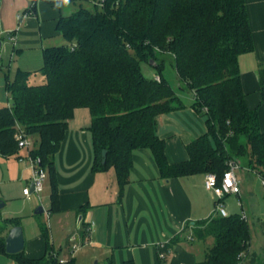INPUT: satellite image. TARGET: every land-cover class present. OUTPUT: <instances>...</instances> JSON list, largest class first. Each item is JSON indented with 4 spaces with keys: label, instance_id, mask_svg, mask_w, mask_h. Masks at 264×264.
Listing matches in <instances>:
<instances>
[{
    "label": "trees",
    "instance_id": "16d2710c",
    "mask_svg": "<svg viewBox=\"0 0 264 264\" xmlns=\"http://www.w3.org/2000/svg\"><path fill=\"white\" fill-rule=\"evenodd\" d=\"M45 1L60 7L66 0ZM32 11L34 4L28 9ZM57 30L67 44L45 48L39 70H18L13 82L6 75L13 103L0 108V154L8 157L21 150L18 126L37 139L28 156L48 172L51 213L60 210L53 159L77 108L91 114L93 171L114 169L121 190L129 183L138 149L151 151L163 179L215 173L221 182L229 163L242 159L264 178V131L259 109L247 104L239 64L241 55L255 50L245 0H94L61 15ZM165 55L171 57L180 89L193 93L192 108L206 117L204 134L186 145L189 158L177 163L167 160L166 141L157 134L160 115L185 107L163 76ZM142 62L156 70L159 81L145 76ZM259 72L264 102V66ZM33 73L45 82L31 84ZM20 224V218L0 222V255L19 264H75L73 258L61 263L53 252L48 225L41 227L45 256L8 254L5 234ZM193 228L197 240L213 239L205 258L194 264H243L250 232L242 215L215 212ZM251 259L255 264L256 255Z\"/></svg>",
    "mask_w": 264,
    "mask_h": 264
},
{
    "label": "crops",
    "instance_id": "0c3cea01",
    "mask_svg": "<svg viewBox=\"0 0 264 264\" xmlns=\"http://www.w3.org/2000/svg\"><path fill=\"white\" fill-rule=\"evenodd\" d=\"M93 2L94 0H66L60 7H56L45 0H0V40L3 41L2 48L7 42L14 45L13 52L18 58L15 73L18 70H39L42 66L37 64L43 61V50L62 41L63 37L57 30L60 16L70 15L81 5L90 6ZM245 2L255 50L239 58L242 85L247 94L248 106L259 109L260 127L264 131V102L257 93L261 88L259 65L264 61V0ZM33 4L35 12H28ZM4 62L0 58L1 69L5 67ZM243 66L247 67L244 72ZM8 67L12 72L14 63H10ZM90 125L89 109L77 108L68 122L61 149L54 156L60 210L51 213L50 205L47 209L40 207L42 212L39 208L30 216L46 211L50 220L48 227L53 252L58 253L59 259L64 262L75 259V264H93L95 259L96 264H101L100 261L103 264L200 262L199 253L205 251L206 254L208 248L205 250V245L202 247L200 242L204 240L195 238L193 224L213 216L216 201L213 192L206 188L205 174L163 179L151 151L138 149L133 152L129 183L121 190L114 169L100 172L92 169L94 149ZM205 131V119L192 106L185 105L181 110L158 117L157 134L166 141L165 153L170 163L187 160L189 156L186 145ZM36 140L31 138L34 144ZM28 155L29 150V160ZM6 159L7 174L15 175L10 180H18L15 184L22 186L21 179L27 178L30 171L33 179V165L30 160V166L24 162L21 150ZM249 170L251 169L246 167V171L250 172ZM47 178L50 196L48 172ZM237 178L240 192L230 195L241 198V185L247 177L244 180ZM25 188L27 187H20V193L15 196L24 203L21 211L37 207V198H32L31 194L42 193L45 183L41 192L30 190L29 195H26ZM4 194L0 198L2 202L14 198V195L7 197ZM44 197L41 196L40 201ZM6 205L4 203L0 209ZM240 205L243 208L242 202ZM228 207L231 211H227L228 215H240L236 212L234 200H228ZM243 214L246 215L245 211ZM27 217L29 216L24 214L20 217L25 239L23 251L30 258H41L47 251L46 239L41 231L43 224L40 227L25 224L23 219ZM12 227L8 228L5 236ZM161 243H165L169 249L162 261L158 258ZM250 254L256 255L255 264H258L257 252L250 251ZM0 264L19 263L14 257L1 254Z\"/></svg>",
    "mask_w": 264,
    "mask_h": 264
},
{
    "label": "rangeland",
    "instance_id": "374dc122",
    "mask_svg": "<svg viewBox=\"0 0 264 264\" xmlns=\"http://www.w3.org/2000/svg\"><path fill=\"white\" fill-rule=\"evenodd\" d=\"M49 44V43H48ZM57 45H63L67 44V41L62 38V41L59 43H53ZM51 44V45H53ZM50 46V45H49ZM14 45L13 43H5L4 47L0 49V58H2L5 62V67L2 69L0 68V108L6 107L9 105H12L13 100L11 97V94L7 92L5 86H6V75H8V78L11 82L14 81L16 73L15 68L18 66V58L16 57V54L13 52ZM12 54L14 56H12ZM162 58V57H161ZM166 58V68L164 70V77H166L171 85H173L178 91L181 99L183 100V103L187 106H192V103L194 102V95L189 90H182L179 87V79L177 77L176 71L174 67L172 66L170 59L171 57L168 55H165ZM161 59H159L160 61ZM10 63H14V69L11 72L9 69ZM41 64V65H40ZM37 65L42 66L43 61L41 63H38ZM142 70L145 74V76L152 78L155 75H153L156 70L152 68L148 63L142 62L141 63ZM260 66H264V61L260 63ZM38 68V67H37ZM247 68V67H246ZM243 66L242 71L246 69ZM17 72V71H16ZM157 75V74H156ZM2 78V79H1ZM2 81V83H1ZM45 82V78L41 75H33L31 76L30 83L33 85L36 84H42ZM259 93V97L261 96V92ZM192 96V97H191ZM203 119L206 117L204 115H201ZM27 148H22L21 153L25 157L24 162L27 163L30 166V162L27 159ZM237 168L235 170V174L239 179H245L244 182H242L241 185V198L234 196V195H228L223 199V206L225 209L230 213V209L228 207V200H234V207L237 209V213H240V215H244L243 212L246 213V220L249 226V232H250V242H249V251L248 253H244L242 256L245 259L243 264H253L252 263V257L254 254H250L251 252H257L258 257V264H264V184H263V178L262 176L256 171V170H249L250 172L246 171V167L248 166V163L245 160H239L237 163ZM28 166V167H29ZM7 167H8V159L6 157L2 156L0 154V198L2 197V193L6 194L7 197H12L14 195V198L10 199L8 202H2L7 203V205L0 209V220H5L7 218H13L16 216H19L18 218L22 217V214L26 216H31L35 214L36 210L40 207L47 209L50 207V196H49V184H48V178L44 181L45 183V190L42 193L36 194L32 193V198H37V202L35 203L37 207L34 209H26L25 211H21L23 209V201L20 199H16L15 196H17L20 193L19 189L20 187H31L32 183V172L30 171L29 175L25 179H21L23 183H21L22 186L15 184L18 182V180L15 179V181H11L10 179L13 178L15 175L9 176L7 174ZM238 179V178H237ZM240 184V182H239ZM249 186V187H248ZM4 194V195H5ZM5 195V196H6ZM44 197L42 201H40V197ZM44 200V201H43ZM242 202L243 208L240 205ZM48 206V207H47ZM244 209V211H243ZM235 213V212H233ZM231 213V214H233ZM27 217L23 219V222L25 221V224H35L36 227L41 224L47 225L50 227V220L47 218L46 211L39 215H34L32 217ZM29 218V219H28ZM22 227V226H21ZM28 229V226H27ZM202 247L205 245V250L212 246L213 239L212 237H209L206 241H201ZM201 249V248H200ZM205 258V251L199 253V261H202ZM97 259H95L93 264H96ZM101 264H103V261H100ZM164 264V262H163Z\"/></svg>",
    "mask_w": 264,
    "mask_h": 264
},
{
    "label": "built area",
    "instance_id": "2783aa9c",
    "mask_svg": "<svg viewBox=\"0 0 264 264\" xmlns=\"http://www.w3.org/2000/svg\"><path fill=\"white\" fill-rule=\"evenodd\" d=\"M103 1V0H99ZM13 39V38H12ZM1 64V63H0ZM155 78L159 81L160 78L159 76H155ZM16 139L19 143V147L22 148H27L28 150L33 148V142L27 135L24 133V130L21 126H18L17 133H16ZM29 157V156H28ZM30 162L33 165V190L35 192H41L44 188V181L47 178V171L38 166L36 162L29 157ZM229 170L225 172L222 181H218V177L215 173H206L205 174V185L208 190H211L215 196L216 199V208L215 212L219 215L222 216H228V212L223 206V199L230 194H239L240 192V187H239V181L236 177L235 170L237 168V163L236 162H230L229 163ZM263 178V177H262ZM263 184H264V178H263ZM30 188L27 187L24 189V193L26 195H29ZM243 218L246 219V216L243 215ZM166 248L165 243H161L159 245L160 253L159 257L161 259H164L166 257V252L164 249ZM61 263H63V260H60Z\"/></svg>",
    "mask_w": 264,
    "mask_h": 264
},
{
    "label": "water",
    "instance_id": "95a60500",
    "mask_svg": "<svg viewBox=\"0 0 264 264\" xmlns=\"http://www.w3.org/2000/svg\"><path fill=\"white\" fill-rule=\"evenodd\" d=\"M3 41L0 40V49L2 48ZM106 158H107V151H103V164L106 163ZM31 191H33V184H31ZM4 203L0 201V207H2ZM42 208H40V212H42ZM38 212V211H37ZM5 246H6V252L8 254H16L24 250L25 248V239H24V233H23V228L21 226H13L5 240Z\"/></svg>",
    "mask_w": 264,
    "mask_h": 264
}]
</instances>
